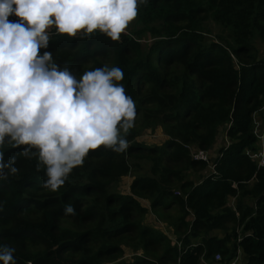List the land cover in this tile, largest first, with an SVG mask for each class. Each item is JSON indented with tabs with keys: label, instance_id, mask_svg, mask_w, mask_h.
Listing matches in <instances>:
<instances>
[{
	"label": "trees",
	"instance_id": "trees-1",
	"mask_svg": "<svg viewBox=\"0 0 264 264\" xmlns=\"http://www.w3.org/2000/svg\"><path fill=\"white\" fill-rule=\"evenodd\" d=\"M209 19L227 37L206 42ZM135 20L141 29L119 41L99 31L77 38L54 29L40 55L51 52L58 68L67 67L77 80L112 58V68L124 73L116 83L134 101L136 117L162 126L169 139L163 147H146L129 133L123 153L90 150L53 192L42 187L46 166L37 171L38 158L21 154L27 146L14 147L6 138L0 152L5 162L16 158L18 172L0 179V247L15 249V264H104L123 254L124 242L145 252L132 264H201L216 254L229 261L238 249L247 264H264V168L248 154L257 142L254 114L264 105V57L254 53L255 40L264 41V0H147ZM148 34L156 40L144 52L140 40ZM224 126L231 143L220 148L215 175L195 184L160 166L206 169L192 148L212 149ZM145 154L152 157V175L136 177L133 196L117 193L115 184L129 173L126 158ZM138 198L149 199L160 214L178 205L179 216L164 222L167 231L148 227ZM69 205L74 214L65 213ZM158 248L164 250L159 257Z\"/></svg>",
	"mask_w": 264,
	"mask_h": 264
},
{
	"label": "clouds",
	"instance_id": "clouds-1",
	"mask_svg": "<svg viewBox=\"0 0 264 264\" xmlns=\"http://www.w3.org/2000/svg\"><path fill=\"white\" fill-rule=\"evenodd\" d=\"M147 0H0V145L27 146L22 155L46 166L42 187L57 191L90 150L101 146L123 153L121 136L134 126L135 103L119 82L124 73L107 66L77 80L59 69L49 47L48 29L76 37L96 31L119 41ZM15 15L18 21H10ZM36 149V152H33ZM16 158L0 152V179L18 172ZM5 169L8 171L5 172ZM66 214H74L71 205ZM15 249L0 247V261L15 264Z\"/></svg>",
	"mask_w": 264,
	"mask_h": 264
},
{
	"label": "rangeland",
	"instance_id": "rangeland-1",
	"mask_svg": "<svg viewBox=\"0 0 264 264\" xmlns=\"http://www.w3.org/2000/svg\"><path fill=\"white\" fill-rule=\"evenodd\" d=\"M141 29V26H137L136 20H133L130 22L128 28L125 30V34H128L131 29ZM55 27H52L48 29V34L51 36L52 33L55 32ZM57 34V32H56ZM83 32L77 34V38H80L83 36ZM219 37H227V32L219 25L212 22L210 19L207 22V34H206V42L213 43V42H219ZM156 39L153 38L150 34L143 36V38L140 40L142 49L144 52H147L150 46L154 43ZM254 53L257 54V57L259 59L264 57V41L261 39L255 40L254 43ZM102 63H105V66H107L109 69L113 66V59H100ZM260 119V116H256ZM145 119L141 116H138L135 118L134 126L128 130L127 133H124L123 130H121V136L124 138H128L129 133H133V135H136L135 141L137 143H140L146 147H163V145L166 143V141L169 139V137L165 134L164 129L162 126H148L147 122L144 121ZM255 125V123H254ZM227 131L228 126L222 127V129L218 133L217 141L215 142V145L212 149L206 151L208 153L209 163L207 164L206 169H199V168H188L186 165L183 164H172V163H161V167H170L175 172H181L180 179H183L184 182H193L195 184H199L204 180L205 178L215 175V169L214 164L220 157V148L226 145H229L231 143V140L227 137ZM193 155L195 153L200 152L197 147H193ZM127 161H129L130 165L129 167V173L127 175H123L119 178L118 182L114 186V190L122 195L125 196H133V191L131 189V186L136 179V177L140 176H151V168L154 163H152V157L145 154L143 156L138 155V157H130L126 158ZM128 163V162H127ZM171 184L176 188V193L180 192V185L181 183L176 178L170 179ZM140 203V205L146 209L147 213L144 214L143 221L144 225L160 229L161 231H167L168 225L166 223H169L176 219L179 216L180 209L178 205L173 206L172 208L162 211V214L158 213V211H153L151 209V201L149 199H143L138 198L137 199ZM246 204L252 205V202L250 200H246ZM230 207H236V200L231 199L229 202ZM166 222V223H164ZM232 226V225H231ZM230 226V232L232 233L233 228ZM67 229H71V224L65 225ZM229 233V232H228ZM238 234L243 233V228L239 227L237 229ZM214 234H217L219 236H224V233L221 231H215ZM176 237H174V240ZM134 243L128 245V243L124 242V245H122L123 254L120 256H117L116 258H112L109 261L105 262L104 264H124L129 263L132 264L135 262L136 257H145V252L143 250H138L137 248L133 247ZM164 253V250L162 248L156 249V255L157 257L161 256ZM157 259V258H156ZM172 264V263H169Z\"/></svg>",
	"mask_w": 264,
	"mask_h": 264
},
{
	"label": "built area",
	"instance_id": "built-area-1",
	"mask_svg": "<svg viewBox=\"0 0 264 264\" xmlns=\"http://www.w3.org/2000/svg\"><path fill=\"white\" fill-rule=\"evenodd\" d=\"M260 116V119L256 116ZM254 133L257 138L255 151H248L250 158L256 163L258 168H264V105L260 112L254 114ZM195 160L209 163L208 153L200 150V152L193 155ZM215 169V164H214ZM216 174V171H215ZM247 259L241 249H238L235 256L229 260L224 261L221 254H216L212 259L202 258L201 264H247Z\"/></svg>",
	"mask_w": 264,
	"mask_h": 264
}]
</instances>
